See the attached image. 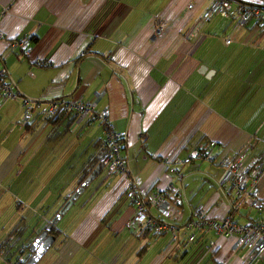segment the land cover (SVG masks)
<instances>
[{
  "label": "crops",
  "instance_id": "1",
  "mask_svg": "<svg viewBox=\"0 0 264 264\" xmlns=\"http://www.w3.org/2000/svg\"><path fill=\"white\" fill-rule=\"evenodd\" d=\"M209 1L0 0V68L19 95L38 101L27 126L20 124V100L0 108V215L13 213L0 242L13 235L27 245L29 260V239L50 225L80 187L91 160L102 156L99 123H78L74 114L45 117L49 103L98 99L97 113L109 110L115 130L125 135L123 155L144 199L171 184L177 189L179 220L155 208L150 212L179 228L180 242L171 245L170 231L157 236L133 226L129 180L102 169L93 180L97 185L56 221L60 234L37 264L244 262L245 252L233 250L234 239L184 231L199 205L221 219L238 202L223 185L217 162L190 160L194 149L215 141L219 159L246 153L248 163L264 154V31L250 25L228 46L233 22L215 17L201 28L203 36L190 40ZM156 19L169 24V35L153 40ZM28 36L29 53L11 50L12 41ZM176 157L184 164L173 163ZM259 195L263 201L264 177ZM251 220L264 221V209L242 206L236 221ZM195 232L197 240L190 243Z\"/></svg>",
  "mask_w": 264,
  "mask_h": 264
},
{
  "label": "built area",
  "instance_id": "2",
  "mask_svg": "<svg viewBox=\"0 0 264 264\" xmlns=\"http://www.w3.org/2000/svg\"><path fill=\"white\" fill-rule=\"evenodd\" d=\"M189 9L193 4L188 5ZM215 17L232 20L231 34L225 39L226 45H231L237 39V34L248 26L264 31V5L234 2L232 0H210L208 6L201 16L196 20L194 28L190 32L189 39L193 36H203L201 28ZM169 35V24L155 20L153 40ZM186 40L188 38L186 37ZM32 36L14 40L10 43L12 51H23L29 53L32 46ZM20 100L23 109L21 126H27L34 116L36 102L19 95L14 85L9 81L6 70L0 68V108L4 103ZM98 99L95 101L66 100L61 99L50 102L43 112L45 117L54 119L66 114H74L78 123L89 118L97 121L104 129L103 152L100 158V165L106 169L110 176H118L129 180L128 194L136 208L133 226L142 231H152L157 236H161L165 231H170L171 245L180 242L181 230L173 225L160 223L152 216L150 210L155 208L164 218L177 221L181 217L177 204L173 201L177 189L174 185L162 192L151 194L148 200L144 199L137 183L131 180V175L126 158L123 155V140L125 135L115 130V126L110 119L109 110L105 109L97 113ZM216 142L210 141L202 147L194 149L191 154V161H202L208 163H218V167L224 171L223 184L227 190L232 191L238 198L237 205H233L229 214L221 219L213 218L204 205H199L194 209L192 218L184 228V231L195 230L204 232L206 230L214 232L221 238H231L235 240L233 250L235 252L244 251L245 259L242 264H257L262 261L264 264V221L251 220L244 224H239L236 217L242 206H249L254 209H264V201L260 199L259 184L264 177V155L254 163H248L246 153H241L234 158L223 157L219 159L216 152ZM173 163L183 165L184 161L178 157ZM171 172L176 175L178 181L181 175L175 169ZM197 232L188 237V241L197 240ZM8 251H12L13 256L9 258ZM29 249L25 243H19L16 237L10 236L6 241L0 242V261L10 264H26L28 262Z\"/></svg>",
  "mask_w": 264,
  "mask_h": 264
},
{
  "label": "water",
  "instance_id": "3",
  "mask_svg": "<svg viewBox=\"0 0 264 264\" xmlns=\"http://www.w3.org/2000/svg\"><path fill=\"white\" fill-rule=\"evenodd\" d=\"M33 102L38 103V101H33ZM100 170H102V168L100 166L97 167V169L92 173V175H90L82 183V185L75 191L74 195H72L71 198L68 200L66 206L55 216L52 222H56L58 219H60L62 215L74 204V202L84 192V190L87 187H89V185L93 182L96 173ZM51 231H52V226L51 225L47 226V228L44 231H42V233L32 243L30 247V252L32 254V257L28 260L26 264H37L42 259V257L48 252V250L52 247V245L56 241V237L51 235Z\"/></svg>",
  "mask_w": 264,
  "mask_h": 264
},
{
  "label": "trees",
  "instance_id": "4",
  "mask_svg": "<svg viewBox=\"0 0 264 264\" xmlns=\"http://www.w3.org/2000/svg\"><path fill=\"white\" fill-rule=\"evenodd\" d=\"M99 162L100 160H97V158L91 160V162L88 164V166L86 167V169L84 170L82 177L80 179V183L79 186L82 185V183L90 176L92 175V173L97 169V167H99ZM98 174V172L96 173ZM97 176V175H96ZM88 188V187H87ZM67 204V203H66ZM66 204L62 207V209L66 206ZM61 209V210H62ZM50 225L52 226V231H51V235L58 237L60 234V230L57 227L56 222H50ZM47 227H45L42 231H44ZM14 234V233H13ZM16 234V233H15ZM17 236V235H16ZM18 237V236H17ZM32 257V254L30 253L29 258Z\"/></svg>",
  "mask_w": 264,
  "mask_h": 264
},
{
  "label": "rangeland",
  "instance_id": "5",
  "mask_svg": "<svg viewBox=\"0 0 264 264\" xmlns=\"http://www.w3.org/2000/svg\"><path fill=\"white\" fill-rule=\"evenodd\" d=\"M23 118V117H22ZM89 119H91V118H89ZM99 165H100V162H99ZM100 167L102 168V166L100 165ZM103 169V168H102ZM106 172V170H104V173ZM97 183H98V180H95L94 182H92L90 185H89V187H88V191H89V189H91V188H94L96 185H97ZM77 186V185H76ZM76 189L75 190H77V187H75ZM86 191V190H85ZM5 198L6 197H4L3 198V201L5 200ZM81 198V197H80ZM79 198V199H80ZM79 199H77L74 203V208H76L79 204H80V201H79ZM2 207L3 206H5L6 205V202L4 201L2 204ZM12 210L11 209H6L5 211H4V213L3 214H1L0 215V231H2L3 229H4V227H3V225L4 224H6L7 223V221H8V219L10 218V216H12ZM9 229L7 228V229H5V234L7 233V231H8ZM34 240H35V237L33 236V237H31L30 239H29V241L30 242H34Z\"/></svg>",
  "mask_w": 264,
  "mask_h": 264
},
{
  "label": "bare ground",
  "instance_id": "6",
  "mask_svg": "<svg viewBox=\"0 0 264 264\" xmlns=\"http://www.w3.org/2000/svg\"><path fill=\"white\" fill-rule=\"evenodd\" d=\"M264 155V154H263ZM261 158V157H260ZM256 161V160H255ZM252 163V162H251ZM170 171V170H169ZM182 178V177H181ZM223 180V179H222ZM224 185V184H223ZM224 192H225V190H224ZM238 200V199H237ZM264 201V200H263ZM179 207V206H178ZM177 207V208H178ZM191 220V219H190ZM185 225V224H184ZM185 227V226H184ZM183 230V229H182ZM168 233V232H167ZM166 234V233H165ZM170 234V233H169ZM226 239V238H225ZM260 262V261H259ZM261 263V262H260ZM259 264V263H258Z\"/></svg>",
  "mask_w": 264,
  "mask_h": 264
}]
</instances>
